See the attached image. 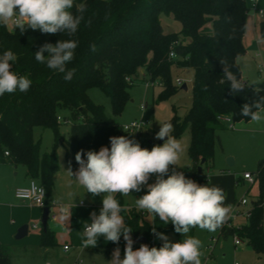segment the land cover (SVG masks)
Returning <instances> with one entry per match:
<instances>
[{
    "label": "trees",
    "instance_id": "1",
    "mask_svg": "<svg viewBox=\"0 0 264 264\" xmlns=\"http://www.w3.org/2000/svg\"><path fill=\"white\" fill-rule=\"evenodd\" d=\"M75 3L87 8L84 21L72 37L31 29L22 35L18 29L0 26V54L12 50L18 57L13 71L27 75L33 82L26 93L17 91L0 96V162L22 165L26 175L44 187L46 196L59 168L56 152L59 144L64 147L68 166L75 172L79 167L75 161L78 151L110 148V137L126 136L113 118L105 114L104 107L89 98L88 88L99 87L110 99L112 114L119 115L129 97L127 88L139 69H143L152 84L156 82L161 87L159 97L174 93L178 88L170 74L173 62L177 67L193 69L190 106L181 119L174 115L169 120L174 127L173 135L179 136L186 129L190 133L187 153L191 162L177 170L193 172L200 166L202 171L210 166L217 130L226 125L219 117L228 115L232 122L249 120L240 114L241 107L258 99L252 86L233 93L220 63L226 61L242 80L237 58L245 52L242 38L249 10L246 0H75ZM162 13L177 20L180 29L165 31L159 18ZM258 28L264 36V15ZM66 39L78 41L74 59L68 65L76 69L71 81H65L63 74L35 60V52L45 43ZM91 45H95V51ZM170 51L174 57H169ZM261 89L260 95H264V88ZM60 121L69 125L66 140L59 134ZM35 125L51 129L54 136L51 151H42L40 142L34 140ZM137 142L142 148L153 147L146 137ZM254 178L259 180V195L251 201L246 222L223 224L217 230L218 236L236 235L254 252L261 253L264 252V157L257 159ZM119 201L122 205V200ZM122 215L133 229L132 237L146 238L141 244L149 245L153 228L164 234L174 231L171 223L164 225L158 217L151 216V224L148 223L140 211L129 209ZM40 243L45 247L56 244L50 229L40 230ZM116 247L123 257V237L118 245L109 242L100 249L111 259ZM9 260L8 247L0 243V264H9Z\"/></svg>",
    "mask_w": 264,
    "mask_h": 264
},
{
    "label": "rangeland",
    "instance_id": "2",
    "mask_svg": "<svg viewBox=\"0 0 264 264\" xmlns=\"http://www.w3.org/2000/svg\"><path fill=\"white\" fill-rule=\"evenodd\" d=\"M246 3L249 10L242 38L245 52L238 56L237 62L243 79L250 84L258 78L264 77V43L260 42L264 36L260 34L258 28L261 16L249 0H246ZM256 7L264 9V0H258ZM159 18L165 31L175 32L181 27L180 23L174 20L171 15L162 13ZM170 74L173 82L176 78H180L186 84L187 89H182L180 85L175 84L178 89L167 97L161 98L159 97L161 87L156 83L152 84L143 69H139L138 76L127 88L129 97L119 115L112 114L110 99L99 87H89L87 94L94 103L104 107L105 114L113 118L121 132H123L122 125L131 120H147L148 125L143 130V136L152 141V146L162 145L164 141L158 142V139L155 138L160 129L159 122L169 121L174 115L181 119L191 103L190 86L193 69L177 67L172 62ZM252 87L264 88V83ZM58 130L62 139H68L69 125L66 122L60 121ZM32 132L34 140L40 142L42 151L49 152L53 149L54 136L50 128L35 125ZM125 135L127 136V134ZM217 135L211 165L203 168L200 173L196 170L182 172L187 178L200 185L208 184L223 189L226 194V204L232 205L235 201L246 198L248 200L246 205L236 206L243 212L250 205V200L259 195L258 178H254L252 184H248L240 177L246 171L255 176L257 158L264 157V124H255L250 119L236 121L232 122V127L225 125L218 129ZM175 137L182 140L186 148L180 161V167H183L191 162L187 153L190 139L189 130L186 129ZM56 152L59 168L52 177L53 187L45 196V201L49 203L47 225L48 227L54 225L53 228H57L52 231L56 244L49 247L40 243L42 206L31 204L28 201L18 202L14 198L11 202L7 196V182L15 179L16 172L20 174L22 165H14L8 161L0 162V205H3L1 211L3 213L0 216V243L6 244L8 247L9 264H107L110 259L101 251L100 247L108 245L109 242L104 241L101 237L98 245L94 248H85L82 243L84 226L91 222L90 214L92 212L99 214L102 208V195L93 197L92 194L86 193V190L79 186L75 180L71 179L66 172L68 164L64 158L62 144L57 146ZM175 170L178 171L177 168ZM171 171L172 169H170V173ZM155 179L156 177L153 176L149 183L155 182ZM146 192L147 187L145 186L142 191H133L129 196L117 194V199L122 200V206H125L127 210L140 211L143 218L151 224V215L146 211L143 213L135 206V199ZM80 202H83L84 205H81ZM9 205L15 206L13 214L11 210L9 211ZM65 205L70 210L69 218L61 220V208ZM22 224H27L28 231L23 237L15 238V233ZM33 224L36 225L35 228L32 227ZM165 235L172 242H179L184 238L181 234L173 231ZM189 235L199 238L202 242V264H264V252H254L247 243L235 245L232 235L217 238L218 230L209 232L198 228L192 229ZM215 238L217 239L215 240ZM162 243L154 247L159 248ZM65 244L68 245L67 253L62 249ZM44 248L45 250H43ZM138 248V244L133 245L134 250Z\"/></svg>",
    "mask_w": 264,
    "mask_h": 264
},
{
    "label": "clouds",
    "instance_id": "3",
    "mask_svg": "<svg viewBox=\"0 0 264 264\" xmlns=\"http://www.w3.org/2000/svg\"><path fill=\"white\" fill-rule=\"evenodd\" d=\"M86 8L85 4L77 5L75 0H0V26L18 29L22 35L31 29L42 34L66 33L72 37L84 21ZM260 42L264 43V38ZM77 47L78 41L74 39L45 43L35 52V60L63 74L65 81H71L76 69L68 65L73 61ZM91 49L95 51V45H91ZM17 59L10 49L0 54V96L17 91L26 93L32 86L33 82L27 75L13 71ZM220 63L233 93L244 91L246 86L264 83L262 77L246 85L231 71L226 61L221 60ZM253 92L258 99L244 103L240 114L255 124H264L262 89L255 87ZM159 124L155 138L163 140L162 145H154L149 150L127 136H112L109 138L110 148L101 147L98 152L78 151L75 154L78 169L73 172L69 167L66 171L86 193L93 197L102 195L99 214H90L91 222L84 230L83 246L94 248L101 237L117 245L121 237L125 241L123 257L120 248L116 247L107 264H202V242L189 235L190 231L198 228L215 232L230 219L232 206L225 203L223 189L200 185L182 171L175 170L181 168L185 145L172 135L174 127L170 121ZM153 176L156 177L155 182L149 183ZM145 186L146 194L135 199L136 208L158 217L164 225L171 223L174 231L184 237L181 241L172 242L167 235L157 233L153 228V234L163 241L162 246L141 244L138 249H133V229L125 223L122 215L128 210L116 196H129L133 191H142ZM69 212V207L63 206L60 219H68Z\"/></svg>",
    "mask_w": 264,
    "mask_h": 264
},
{
    "label": "built area",
    "instance_id": "4",
    "mask_svg": "<svg viewBox=\"0 0 264 264\" xmlns=\"http://www.w3.org/2000/svg\"><path fill=\"white\" fill-rule=\"evenodd\" d=\"M249 1L251 2L252 6H255V9L259 13V15L263 16L264 15V9L256 7V2L258 0H249ZM168 55H169V57L175 56L173 51H170ZM126 80H129V78H127ZM174 83L177 86H179V85L183 84L184 82H182V80L180 78H176L174 80ZM156 84H158V83H156ZM219 119L222 120L229 127H232V120H231L230 116L222 115L219 117ZM147 125H148L147 120H143V119L131 120L130 122L122 125V130H123V133L127 134V137L129 139H134L135 141H137L139 138L144 137L143 136V130L145 129V127ZM4 154L7 155V151H5ZM242 178L245 179L248 183H252L254 180V176L248 171L243 172ZM14 196L17 198L23 199V200H27L29 203L34 204V205H40L42 207L45 205L44 187L39 182H37L35 179H30L26 186L17 187L14 190ZM247 203H248V200L246 198H241L240 200L235 201L231 205L232 206V213H231L230 219L226 223H224V225L229 226V225L234 224L232 222V219L241 215V214L247 220L248 215H249L248 209L243 211V212L242 211L240 212L236 208V206H238V205H246ZM250 205H251V202H250ZM144 212L145 211H143V213ZM235 225H239V224H235ZM32 227L35 228L36 225L33 224ZM85 228H86V226L84 227V230H85ZM233 241H234V244H236V245L241 243V239L239 237H237L236 235H233ZM148 242H149L148 246L151 247V246H155L157 244H160L163 241L162 240L158 241L157 236L153 234V230H152ZM64 250H67V246H64ZM45 264H48V263H45Z\"/></svg>",
    "mask_w": 264,
    "mask_h": 264
},
{
    "label": "crops",
    "instance_id": "5",
    "mask_svg": "<svg viewBox=\"0 0 264 264\" xmlns=\"http://www.w3.org/2000/svg\"><path fill=\"white\" fill-rule=\"evenodd\" d=\"M241 78H242V80L243 81H245L244 79H243V77H242V74H241ZM246 82V81H245ZM247 83V82H246ZM248 84V83H247ZM65 158V157H64ZM260 158V157H259ZM258 159V158H257ZM66 160V159H65ZM66 162H67V160H66ZM67 164H68V162H67ZM68 169H69V166H68ZM15 175H16V177H15V179H13V180H10L9 182H7V196L10 198V200H11V202H12V198H14L16 201H18V202H22V203H25L27 200H23V199H20V198H17V197H15L14 196V190L17 188V187H22V186H26L27 184H28V182H29V180L31 179V178H29L27 175H26V173H25V168L22 166V170H21V172H20V174H19V172H16L15 173ZM71 177V176H70ZM243 181H245V182H247L245 179H243L242 178V176L240 177ZM71 179H73L74 180V178H72L71 177ZM38 182V181H37ZM248 183V182H247ZM248 184H252V183H248ZM14 189V190H13ZM257 199V197H255V198H253V199H251L250 200V202L251 201H253V200H256ZM80 204L81 205H84L83 204V202H80ZM45 205H47V206H49V203L48 202H46L45 201ZM244 206V205H243ZM250 206V205H249ZM249 206L247 207V209L249 208ZM9 207V211L11 210L12 211V214L14 213V205H9L8 206ZM14 208V209H13ZM240 209V210H239ZM3 210V205H0V216H2V213L3 212H1ZM238 210L239 211H242L241 210V208H238ZM52 217H54V215H52ZM232 222L234 223V224H243V223H245L246 222V219L243 217V215L241 214V215H239V216H237V217H235V218H233L232 219ZM85 226H87V225H85ZM84 226V227H85ZM264 226V225H263ZM54 227V225L53 226H51V227H48V225H47V228L48 229H50L51 231H53L54 229L55 230H57V228H53ZM84 230V229H83ZM173 232H175V231H173ZM167 234V233H166ZM219 236L217 235V238H218ZM217 238H215V240L217 239ZM225 238V237H224ZM242 243H246L245 242V240H241V244ZM236 245V244H235ZM239 245V244H238ZM64 246H67V250H64ZM62 249H63V251L64 252H68V245L67 244H65V245H63L62 246ZM43 250H45V248L43 249Z\"/></svg>",
    "mask_w": 264,
    "mask_h": 264
},
{
    "label": "water",
    "instance_id": "6",
    "mask_svg": "<svg viewBox=\"0 0 264 264\" xmlns=\"http://www.w3.org/2000/svg\"><path fill=\"white\" fill-rule=\"evenodd\" d=\"M180 88L187 89L186 84L185 83L181 84ZM161 141L162 140H158V142H161ZM197 172L198 173L201 172L200 166H198ZM48 214H49V206L44 205L42 207V213H41V218H40L41 230H43V231H45L46 228H47ZM27 231H28L27 224H22L21 226L18 227V229H17V231L15 233V238L23 237L24 235H26ZM132 238L135 241V244H139V243L141 244V243H144L146 241V238L144 236H140V237L133 236Z\"/></svg>",
    "mask_w": 264,
    "mask_h": 264
}]
</instances>
